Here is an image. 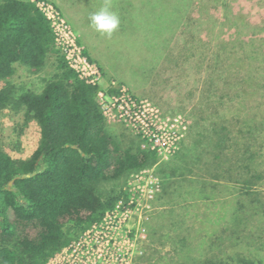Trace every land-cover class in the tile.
<instances>
[{"label":"trees","instance_id":"obj_1","mask_svg":"<svg viewBox=\"0 0 264 264\" xmlns=\"http://www.w3.org/2000/svg\"><path fill=\"white\" fill-rule=\"evenodd\" d=\"M84 2L97 4L90 11L108 7L117 15L120 23L114 32L125 47L130 41L140 52L158 53L187 18L193 0ZM17 65L32 74L51 66L55 71L41 92L17 94L11 80ZM1 83L0 108L24 111L26 124L39 126L40 142L26 159L0 149V264H46L128 196L124 189L104 194L107 183H118L156 158L110 133L97 101L99 86L70 66L37 2L0 0ZM217 148L212 180L176 177L175 168L162 175L158 200L163 205L145 222L152 245L144 248L139 264H264V242L253 247L256 236L248 231L256 218L264 217V202L253 190L263 176L252 164L255 157L232 164L227 152ZM224 174L231 177L222 180ZM221 194L230 202L227 229L205 226L197 204L214 203ZM163 239L172 245L164 256L153 247H164ZM246 242L251 244L248 254L240 252ZM225 243L236 249L228 260L215 254Z\"/></svg>","mask_w":264,"mask_h":264},{"label":"rangeland","instance_id":"obj_2","mask_svg":"<svg viewBox=\"0 0 264 264\" xmlns=\"http://www.w3.org/2000/svg\"><path fill=\"white\" fill-rule=\"evenodd\" d=\"M41 1L54 8L46 11L54 15L60 46L82 54L91 66L88 73H98L90 78L78 71L83 78L94 81L103 93L97 95V101L114 137L135 148L141 145L143 149L144 143L137 132L115 118L113 99L124 92L159 110L162 121L182 122L175 152L162 156L154 153L156 160L152 165L118 183H107L102 188L104 194H117L123 189L127 194L129 189L135 193L140 187L150 191L156 178L161 182L162 175L170 173L172 168L176 177L212 180L215 173L212 154L220 146L231 157L232 164L255 157L252 164L263 178L256 180L253 190L264 202V0H193L187 18L158 53L140 52L130 41L131 45L125 47L124 39L116 32L108 36L97 31L91 20L97 12L89 10L96 3ZM72 56L73 53L70 62L75 65ZM54 71L51 66L32 74L26 67L17 65L12 84L17 94L39 93ZM38 142L40 128L35 122L26 124L24 111L14 106L0 108V149L14 158L26 159L38 148ZM230 177L224 174L221 179ZM224 195L214 203L197 204L196 211H200L205 226L210 223V228L227 229L225 215L230 202ZM145 198H138L140 215L149 212ZM123 200L128 203V196ZM162 205L157 196L156 210L151 212L154 214ZM256 219L258 222L253 221L248 231L254 232L256 246L253 247L259 249L264 242V217ZM148 232L144 224L143 235L129 234L135 244V256L142 252L137 264L144 250L148 251L152 245ZM163 241L164 247L153 244L162 256L172 252L171 243ZM250 245L246 242L240 252L248 254ZM233 247L225 243L215 254L228 260L229 255L235 254Z\"/></svg>","mask_w":264,"mask_h":264},{"label":"built area","instance_id":"obj_3","mask_svg":"<svg viewBox=\"0 0 264 264\" xmlns=\"http://www.w3.org/2000/svg\"><path fill=\"white\" fill-rule=\"evenodd\" d=\"M37 2L39 8L51 21L57 35L58 43L59 34L54 25V15H50L46 9L54 11L53 6L41 0H30ZM60 44V43H59ZM69 44V43H68ZM72 68L77 72L81 71L83 75L95 78L96 73H88L91 66L87 58L80 53L70 51L68 46H60ZM73 53L75 65L70 62V54ZM86 80L88 83L97 85L94 81ZM98 95H103L99 92ZM113 110H116L115 118L121 123L131 127L138 135H141L143 149L157 153L159 156L175 152V145L181 139L180 119L174 121H162L159 110L148 103L138 101L133 96L124 92L122 95L113 99ZM135 193L129 189L128 203L120 200L114 209L105 213L103 219L94 224L82 236L65 247L61 252L52 257L46 264H137L139 253L135 256V244L132 234L143 235V228L154 210V202L161 191V183L156 178L154 188L147 191L140 187ZM139 196H145L147 209L146 215L138 214ZM152 211V212H151ZM151 212V213H150ZM133 227H129V223ZM128 223V224H127ZM131 234V236L129 235ZM140 240V237H136ZM145 239V234L142 236ZM135 258V259H134Z\"/></svg>","mask_w":264,"mask_h":264},{"label":"clouds","instance_id":"obj_4","mask_svg":"<svg viewBox=\"0 0 264 264\" xmlns=\"http://www.w3.org/2000/svg\"><path fill=\"white\" fill-rule=\"evenodd\" d=\"M93 25L97 31L111 36L119 27V19L108 7L101 8L99 12L91 17Z\"/></svg>","mask_w":264,"mask_h":264},{"label":"water","instance_id":"obj_5","mask_svg":"<svg viewBox=\"0 0 264 264\" xmlns=\"http://www.w3.org/2000/svg\"><path fill=\"white\" fill-rule=\"evenodd\" d=\"M31 175H27V176H24V177H30ZM10 184H12V183H10Z\"/></svg>","mask_w":264,"mask_h":264}]
</instances>
